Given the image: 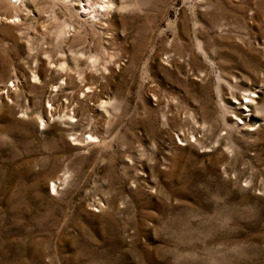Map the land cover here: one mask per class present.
I'll return each mask as SVG.
<instances>
[{
	"label": "rangeland",
	"instance_id": "rangeland-1",
	"mask_svg": "<svg viewBox=\"0 0 264 264\" xmlns=\"http://www.w3.org/2000/svg\"><path fill=\"white\" fill-rule=\"evenodd\" d=\"M16 1L0 264H264V0Z\"/></svg>",
	"mask_w": 264,
	"mask_h": 264
},
{
	"label": "bare ground",
	"instance_id": "bare-ground-1",
	"mask_svg": "<svg viewBox=\"0 0 264 264\" xmlns=\"http://www.w3.org/2000/svg\"><path fill=\"white\" fill-rule=\"evenodd\" d=\"M19 1H23V0H18L16 2L19 3ZM60 1H63V2H61L63 5H65V4L67 5V3H65L67 1L70 3V5H72V7L76 6L78 8L77 11H79L77 16L81 17L84 22H89L92 24H95V22H101V18L106 17V15L111 10V6H113V3L110 0H60ZM14 7L15 8L17 7V9L19 8L16 5L12 6V8H14ZM65 27H66L65 31L58 30L56 32L57 34L54 33V34H56V39L61 38V40L65 43L66 42H73L75 40V38L77 36H79L77 30H75V28L73 27V24H71V23H68ZM83 53L84 52H82V54ZM49 63L56 65L57 61L52 60L51 62L49 61ZM59 67L62 70H64V68L61 64H59ZM59 87H60V85L58 86V88ZM87 89H88V87H87ZM247 110L250 112V109L248 107H247Z\"/></svg>",
	"mask_w": 264,
	"mask_h": 264
}]
</instances>
